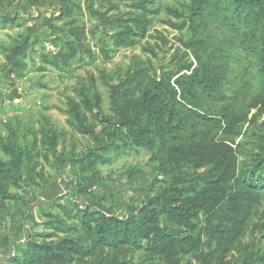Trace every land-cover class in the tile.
Masks as SVG:
<instances>
[{
    "label": "trees",
    "instance_id": "obj_1",
    "mask_svg": "<svg viewBox=\"0 0 264 264\" xmlns=\"http://www.w3.org/2000/svg\"><path fill=\"white\" fill-rule=\"evenodd\" d=\"M47 5L46 24L63 21L66 32L57 27L41 57L66 69L76 58H94L89 39L105 61L134 47L160 11L159 0H85L97 23L86 30L73 18L81 10L74 0H17L15 8L28 13ZM165 12L163 23L180 33L173 72L139 55L125 66L100 67L108 111L91 72L77 74L65 94L68 123L90 138L88 148L77 153L73 144L58 154L61 133L46 116L23 146L19 127L4 121L0 213L18 198L11 187L43 178L40 153L47 162L52 154L57 165L69 163L76 179L74 201H56L61 214L48 213L43 222L51 230L19 242L9 264H264L257 238L264 237V0H187ZM0 21L14 24L17 16L3 12ZM157 37L165 46L167 38ZM40 43L26 32L2 46L0 74L10 86ZM140 150L150 154L149 172L125 169L140 200L120 213L105 204L99 168L111 154Z\"/></svg>",
    "mask_w": 264,
    "mask_h": 264
},
{
    "label": "rangeland",
    "instance_id": "obj_2",
    "mask_svg": "<svg viewBox=\"0 0 264 264\" xmlns=\"http://www.w3.org/2000/svg\"><path fill=\"white\" fill-rule=\"evenodd\" d=\"M74 1L81 7V10H73V18L78 24L84 26L86 30L96 25L95 20L91 19L84 10L85 0ZM159 1L160 11L153 15L146 37L141 39L137 45L122 48L105 61L100 56L98 48L94 46V41L89 39L95 52L94 58H76L73 60L72 68L66 69L45 63L41 57L44 48H50L49 37L60 33L56 28L61 27V33L66 32L63 21L46 24L51 11L50 6L41 7L39 10L30 9L28 13H24L15 8L17 0H0V14L7 12L17 16L14 24H3L0 21V67L5 64L2 46L12 43L19 34L29 32L31 37L37 36L41 41L28 51L23 76L16 78L14 87L10 86L0 74L1 132H6L4 121L9 120L19 127L21 144L30 145L33 132L38 130L42 116H46L61 133L58 154L66 155L73 144L77 153L88 148L92 143L90 138L80 134L68 123L65 94L72 93L77 74L84 75L86 72H91L97 78L100 67L114 69L119 64L125 66L132 55H139L142 58L151 57L159 70L173 72L174 67L169 61L174 50L180 45L176 39L180 33L163 23V20L169 18L165 12V6L181 7L182 2L187 0ZM121 9H126V5H121ZM99 28L98 34H101L103 28ZM157 32H161L167 38L165 46L158 39ZM144 48L153 49L159 58H154L152 53ZM97 86L104 100V110L108 111L105 88L98 78ZM0 154L2 155L1 151ZM111 157L110 163L100 166L98 179L103 182L107 190L105 204L114 205L115 210L123 213L130 208L133 202L140 200L139 193L134 191L128 183L124 171L136 165L145 172H149L150 154L145 150H140L138 153L131 151L117 156L111 154ZM48 158L49 162L45 161L42 153L38 157L36 171H41L43 178L36 175L34 183H25L22 188H10V191L18 198L14 201H7L6 208L0 213V264H9V258L16 252L19 242L51 230L43 222L48 220V213L61 214L57 205L59 201L73 202L76 197L75 170L67 162L64 165H57L56 156L52 154H49ZM102 192L103 190L100 189L97 194ZM60 197L64 199L60 200ZM257 238L262 246L264 237L258 234Z\"/></svg>",
    "mask_w": 264,
    "mask_h": 264
}]
</instances>
